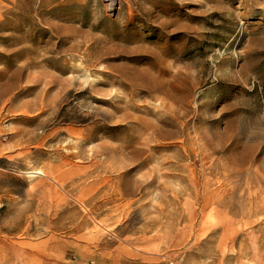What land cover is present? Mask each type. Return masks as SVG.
Listing matches in <instances>:
<instances>
[{"label": "rangeland", "instance_id": "rangeland-1", "mask_svg": "<svg viewBox=\"0 0 264 264\" xmlns=\"http://www.w3.org/2000/svg\"><path fill=\"white\" fill-rule=\"evenodd\" d=\"M0 0V264H264V0Z\"/></svg>", "mask_w": 264, "mask_h": 264}, {"label": "bare ground", "instance_id": "bare-ground-1", "mask_svg": "<svg viewBox=\"0 0 264 264\" xmlns=\"http://www.w3.org/2000/svg\"><path fill=\"white\" fill-rule=\"evenodd\" d=\"M103 3H106V2H111L112 5H110V7L114 8V7H117V0H102Z\"/></svg>", "mask_w": 264, "mask_h": 264}]
</instances>
